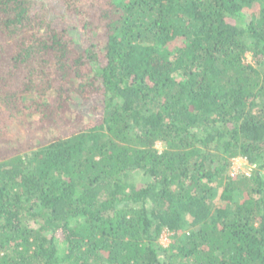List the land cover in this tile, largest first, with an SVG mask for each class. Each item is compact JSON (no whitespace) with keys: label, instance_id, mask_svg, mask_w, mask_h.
<instances>
[{"label":"trees","instance_id":"16d2710c","mask_svg":"<svg viewBox=\"0 0 264 264\" xmlns=\"http://www.w3.org/2000/svg\"><path fill=\"white\" fill-rule=\"evenodd\" d=\"M86 1L0 0V264H264V0Z\"/></svg>","mask_w":264,"mask_h":264},{"label":"rangeland","instance_id":"374dc122","mask_svg":"<svg viewBox=\"0 0 264 264\" xmlns=\"http://www.w3.org/2000/svg\"><path fill=\"white\" fill-rule=\"evenodd\" d=\"M87 2V3H86ZM83 5L84 7L82 8V10L84 8H88L89 9V14H93V21L89 20L88 23L91 25V28L93 29V31H95L97 25L101 22L100 17H102L101 15H106L105 11L100 10V8H98L100 5V3L97 1L96 3H93L91 0L86 1ZM247 58V62H250L251 59L249 57V55L246 56ZM33 113V111H32ZM77 117H78V121L81 122L80 118L81 115L79 113H77ZM30 124L28 126L25 127L24 130H14L11 133H9L8 135H6L3 139L2 142H0V157H3L4 155H6L7 153H10V146L9 145H15L18 143H22L26 147H29L30 144H33L35 146V148H37L39 145H41L43 143V137L44 134L40 133V130L38 129L39 125H44L45 118H42V121L39 118V115L37 114V116L35 117V119H31L30 120ZM80 124L82 123H77L75 124V128H77L78 126H81ZM63 125L58 124L57 127H61ZM42 142V143H41ZM157 149L161 150V147L157 145ZM26 152V151H24ZM231 170L230 173L233 172V174H238V173H246L248 174L250 172L251 169H249V167L246 165L245 162H241L239 161V159L235 160L232 163L231 166ZM171 234L170 233H166L163 232L159 243L163 246V247H167L170 242Z\"/></svg>","mask_w":264,"mask_h":264},{"label":"built area","instance_id":"2783aa9c","mask_svg":"<svg viewBox=\"0 0 264 264\" xmlns=\"http://www.w3.org/2000/svg\"><path fill=\"white\" fill-rule=\"evenodd\" d=\"M234 161H235V160H234ZM234 161H232V163H233ZM239 161L244 162V161H242L241 159H239ZM245 163H246V162H245ZM246 165H247V164H246ZM247 166H248V165H247ZM248 167H249V166H248ZM231 169H232V168H231ZM249 169H252V168L249 167ZM230 174H231L232 176L234 175L233 172H231Z\"/></svg>","mask_w":264,"mask_h":264}]
</instances>
